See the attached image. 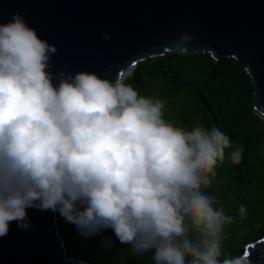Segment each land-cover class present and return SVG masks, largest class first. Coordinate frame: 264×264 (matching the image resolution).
Here are the masks:
<instances>
[{"label": "clouds", "instance_id": "obj_1", "mask_svg": "<svg viewBox=\"0 0 264 264\" xmlns=\"http://www.w3.org/2000/svg\"><path fill=\"white\" fill-rule=\"evenodd\" d=\"M55 52L19 13L0 23V237L12 221L27 229L26 209L36 208L84 235L111 228L121 243L154 250V264H241L219 259L234 218L201 191L234 147L228 136L174 126L163 101L119 75L61 72L54 83ZM242 152L228 159L239 165Z\"/></svg>", "mask_w": 264, "mask_h": 264}, {"label": "water", "instance_id": "obj_2", "mask_svg": "<svg viewBox=\"0 0 264 264\" xmlns=\"http://www.w3.org/2000/svg\"><path fill=\"white\" fill-rule=\"evenodd\" d=\"M13 13L56 47L54 83L61 72L125 80L171 53L231 58L249 77L252 108L264 122V0H0V23ZM26 211L30 226L12 221L0 237V264H92L68 254L58 212ZM234 258L264 264V229Z\"/></svg>", "mask_w": 264, "mask_h": 264}, {"label": "trees", "instance_id": "obj_3", "mask_svg": "<svg viewBox=\"0 0 264 264\" xmlns=\"http://www.w3.org/2000/svg\"><path fill=\"white\" fill-rule=\"evenodd\" d=\"M145 79L158 84L167 94L190 97L196 105L201 126L208 131L218 128L234 146L225 149L224 162H218L211 184L201 188L214 198V207L222 208L225 215L234 218V223L224 226L223 255L235 240H250L252 231L264 216L260 197V193H264V157L257 150V139L264 138V123L251 111L253 94L249 77L231 58L214 61L206 54L171 53L139 64L124 82L139 95L149 98ZM236 147L243 149L239 165L228 159ZM241 205L246 207L243 220L239 214ZM57 221L66 247L98 258L101 263L112 260L121 264H154V250L138 251L131 244L121 243L111 228L101 227L84 235L59 212Z\"/></svg>", "mask_w": 264, "mask_h": 264}, {"label": "rangeland", "instance_id": "obj_4", "mask_svg": "<svg viewBox=\"0 0 264 264\" xmlns=\"http://www.w3.org/2000/svg\"><path fill=\"white\" fill-rule=\"evenodd\" d=\"M147 90L149 94V98H152L154 100H161L165 103L164 109H163V118L172 123L176 127H181L185 130H192L196 125H200V118L198 117L196 113V105L194 104L193 100L184 95V94H167L163 90L162 87H160L155 82L146 80ZM252 114L257 116L252 108ZM258 117V116H257ZM258 120L262 123H264L259 117ZM259 145L257 150L261 153V155L264 157V138L260 136L259 139H257ZM248 171V170H247ZM247 173V172H246ZM261 200L264 203V193H260ZM264 229V216L261 218L259 225L254 229L251 233V239L250 240H235L236 243H232L230 245L229 251L225 254H221L220 260L222 261L225 257H231L234 258V256L239 252L241 245L243 243L250 242L255 236H257L262 230ZM62 236V234H61ZM64 242L65 238L62 236ZM66 246V245H65ZM68 254L76 257H80L84 260H86L89 263L92 264H121V263H114V261L110 260L105 263H101L98 258H92L89 254H83V252L71 248L66 247ZM221 252L223 253V249L221 247Z\"/></svg>", "mask_w": 264, "mask_h": 264}, {"label": "snow or ice", "instance_id": "obj_5", "mask_svg": "<svg viewBox=\"0 0 264 264\" xmlns=\"http://www.w3.org/2000/svg\"><path fill=\"white\" fill-rule=\"evenodd\" d=\"M245 254L247 255L248 253H247V249H246V252H245Z\"/></svg>", "mask_w": 264, "mask_h": 264}]
</instances>
